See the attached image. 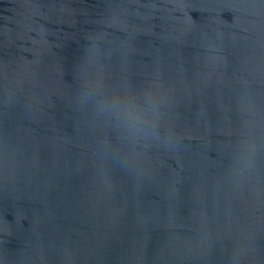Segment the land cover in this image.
<instances>
[{"label": "water", "instance_id": "water-1", "mask_svg": "<svg viewBox=\"0 0 264 264\" xmlns=\"http://www.w3.org/2000/svg\"><path fill=\"white\" fill-rule=\"evenodd\" d=\"M0 264H264V0H0Z\"/></svg>", "mask_w": 264, "mask_h": 264}]
</instances>
